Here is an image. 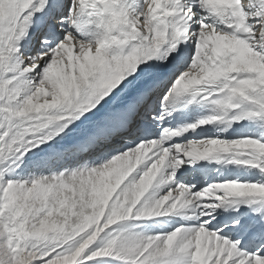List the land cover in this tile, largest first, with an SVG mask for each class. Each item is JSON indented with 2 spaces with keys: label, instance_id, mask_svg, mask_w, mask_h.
Segmentation results:
<instances>
[{
  "label": "snow or ice",
  "instance_id": "6c2138e0",
  "mask_svg": "<svg viewBox=\"0 0 264 264\" xmlns=\"http://www.w3.org/2000/svg\"><path fill=\"white\" fill-rule=\"evenodd\" d=\"M0 264H264V0H0Z\"/></svg>",
  "mask_w": 264,
  "mask_h": 264
}]
</instances>
